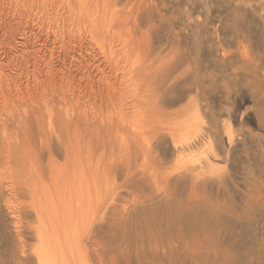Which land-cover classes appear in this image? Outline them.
Listing matches in <instances>:
<instances>
[{"label": "rangeland", "instance_id": "rangeland-1", "mask_svg": "<svg viewBox=\"0 0 264 264\" xmlns=\"http://www.w3.org/2000/svg\"><path fill=\"white\" fill-rule=\"evenodd\" d=\"M10 1L0 0V63L20 87L45 78L43 62L32 65L34 51L53 69L69 50L67 66L80 86L65 97L80 90L82 102L74 105L71 97L62 116L70 131L83 135L71 174L82 193L67 203L74 219L64 218L55 207L60 186L47 169L49 151L35 128V135L16 141L8 121L9 137L0 134V264H264V0H112L117 25L97 33H89L91 20L84 18L69 22V31L67 21L63 28L47 17L35 23L36 0L27 7ZM62 6L67 18L71 10ZM42 41L47 46L39 50ZM79 55L82 66L73 60ZM4 112L0 121L7 120ZM84 127L101 128L99 139L90 140ZM54 137L51 157L62 164ZM37 176L43 184L35 189Z\"/></svg>", "mask_w": 264, "mask_h": 264}, {"label": "bare ground", "instance_id": "bare-ground-1", "mask_svg": "<svg viewBox=\"0 0 264 264\" xmlns=\"http://www.w3.org/2000/svg\"><path fill=\"white\" fill-rule=\"evenodd\" d=\"M12 1V0H11ZM10 1V2H11ZM17 1V0H16ZM21 1H23L22 3L23 4H25V7H27V6H30V5H32V3H31V0H21ZM58 2V4H60V6L59 7H61V5H63L64 6V8L66 7V5H67V7H66V10L67 9H70V10H68V12H69V14H68V17L67 18H65V16H61V14L63 13V11H62V13L60 14L59 13V7H58V5L56 4V2ZM114 1V0H113ZM112 0H36L35 1V3H36V5L34 6V7H36V8H38V10L36 11V10H33V11H35V13H34V15H35V23H38V22H40L41 20H40V18H46V19H48V18H50V19H54V20H56V22H55V24L57 23V21L59 22L58 24H56V25H60L59 27H61V28H63L64 27V25H65V23H66V21H67V23H71L72 24V21L73 22H75L74 20H77L76 21V23L78 22V20H80L81 18H84L85 19V21L88 19H90L91 20V22H90V28H89V33H93L94 31L97 33V32H99V31H97L99 28L98 27H102L103 28V25L106 27V26H112L115 22H114V18L116 17H114L113 16V13L111 12V8L113 7H115L116 5H114V6H112L111 7V5H113V2ZM127 1V0H126ZM21 3V4H22ZM34 3V4H35ZM66 3V4H65ZM11 4H13V3H11ZM126 5V4H125ZM63 6H62V9H63ZM74 6V7H73ZM75 6L77 7V9L74 11L73 9L75 8ZM118 6V5H117ZM116 6V7H117ZM21 7V6H20ZM24 7V8H25ZM145 7V6H144ZM59 8V9H58ZM112 8V9H113ZM152 8V7H151ZM27 10H28V8H26ZM34 9V8H33ZM121 9V8H120ZM25 10V9H24ZM59 10V11H58ZM72 10L74 11L73 13H72ZM119 10V9H118ZM29 11H30V8H29ZM28 11V12H29ZM115 12V11H114ZM117 12V11H116ZM118 14V13H117ZM120 14V13H119ZM118 14V15H119ZM75 15V16H74ZM121 16H122V14H121ZM125 16V15H124ZM119 18V17H118ZM130 18V17H129ZM42 19V20H43ZM49 19V20H50ZM45 20V19H44ZM89 20V21H90ZM122 20H124L123 19V17H122ZM127 20V19H126ZM46 21V20H45ZM51 21V20H50ZM49 21V22H50ZM116 21V20H115ZM121 21V20H120ZM33 22V21H32ZM46 22H48V21H46ZM45 22V23H46ZM81 22V21H80ZM82 22H83V19H82ZM87 22V21H86ZM118 22V21H117ZM123 22H125V20L124 21H121L120 23H123ZM34 23V22H33ZM44 23V22H43ZM70 23L68 24V26H67V29H68V31L69 30H71L72 29V26H71V28H70ZM120 23H118V24H120ZM116 24V23H115ZM126 24V23H125ZM36 25V24H35ZM39 25V24H38ZM48 25H50V23L48 24ZM117 25V24H116ZM32 26H34V25H32ZM39 26H42V25H39ZM38 26V27H39ZM50 26H53V25H50ZM78 26V25H77ZM80 27H82L81 26V24L79 25ZM127 26V25H126ZM49 27V26H48ZM66 27V26H65ZM104 27V28H105ZM118 27V26H117ZM116 27V28H117ZM128 27V26H127ZM47 28V27H46ZM45 28V29H46ZM51 28V27H50ZM56 28H58V27H56ZM75 28L76 29H74V24H73V32L75 31V30H77L78 28L76 27V24H75ZM109 28H111V27H109ZM115 28V27H114ZM125 28V27H124ZM38 28H36V30H37ZM52 29V28H51ZM54 29V28H53ZM60 29V28H59ZM81 29V28H80ZM107 29V28H106ZM126 29V28H125ZM84 30V29H83ZM82 30V31H83ZM87 30V29H86ZM99 30H101V29H99ZM104 30V29H103ZM108 30V29H107ZM110 30V29H109ZM128 30V29H127ZM40 31V30H39ZM52 31V30H51ZM55 31V30H54ZM57 31V30H56ZM66 31V30H65ZM78 31H80V30H78ZM77 31V32H78ZM114 31V30H113ZM117 31V33L119 34V32H118V30H116ZM119 31H120V29H119ZM125 31V30H124ZM131 31V30H130ZM34 32V31H33ZM58 32V31H57ZM77 32H75V33H77ZM121 32V31H120ZM53 33V32H52ZM70 33H72V31L70 32ZM111 33H112V35L113 34H115L114 32H112V29H111ZM140 33V32H139ZM55 35H56V33H54ZM53 34V35H54ZM59 34V36H61V32L60 33H58ZM68 34V33H67ZM67 34H65V36L67 35ZM78 34H80V33H77V35ZM88 34V33H87ZM100 34V33H99ZM128 34V33H127ZM35 35V34H34ZM52 35V34H51ZM91 35V34H90ZM89 35V36H90ZM101 35H103V34H101ZM117 35V34H116ZM122 35V34H121ZM57 36V35H56ZM65 36H62L63 38L65 37ZM76 36V35H75ZM92 36V35H91ZM95 36V35H94ZM96 36H97V34H96ZM108 36V35H107ZM42 37V36H41ZM67 37V36H66ZM87 37V36H86ZM101 37V36H100ZM99 37V38H100ZM109 37V36H108ZM112 37V36H111ZM115 37V36H114ZM119 37V36H118ZM121 37V36H120ZM127 37V36H126ZM144 37V36H143ZM56 38V37H55ZM55 38H51V39H54V40H56ZM62 38V39H63ZM69 38V37H68ZM75 38V37H74ZM97 38V37H96ZM145 38V37H144ZM36 39V38H35ZM61 39V38H60ZM66 39V38H65ZM93 39V38H92ZM112 39V38H111ZM121 39V38H120ZM119 39V40H120ZM126 39V38H125ZM124 39V40H125ZM38 40V39H37ZM42 40V39H41ZM59 40V39H58ZM69 40V39H68ZM103 40V39H102ZM123 40V41H124ZM127 40H128V38H127ZM126 40V41H127ZM131 39H129V41H130ZM134 40V39H133ZM60 41V40H59ZM66 41V40H65ZM74 41L76 42L77 40H75L74 39ZM136 41V40H135ZM52 42V41H51ZM71 42V41H70ZM79 41H77V44H80V43H78ZM89 42V41H88ZM133 42V41H132ZM36 44H37V42H35ZM34 43V44H35ZM46 43H47V41H46ZM55 43H57L56 41H55ZM90 43V42H89ZM108 43H109V41H108ZM108 43H107V45H108ZM131 43V42H130ZM129 43V44H130ZM134 43V42H133ZM133 43H131L132 45H133ZM143 43V42H142ZM48 44V43H47ZM52 44H53V42H52ZM52 44H50V45H52ZM60 44V43H59ZM62 44L63 43H61L60 45L62 46ZM97 44V43H96ZM98 44H100V43H98ZM120 44H122V43H120ZM128 44V45H129ZM131 44H130V46H131ZM145 45H146V43H144ZM39 45V50L40 49H43V48H45V46H47L46 44H45V42H43L42 41V43H39L38 44ZM56 45V44H55ZM54 45V46H55ZM115 45V44H114ZM116 45H117V43H116ZM122 45H124V42H123V44ZM121 45V46H122ZM125 45H126V43H125ZM128 45H126V46H128ZM49 46V45H48ZM59 46V45H58ZM58 46H57V48H58ZM64 46V45H63ZM106 46V45H105ZM134 46V45H133ZM141 46H142V44H141ZM147 46V45H146ZM52 47V46H51ZM56 47V46H55ZM65 47H68V46H65ZM89 47V46H88ZM103 47V46H102ZM107 47V46H106ZM105 47V48H106ZM123 47V46H122ZM132 47V46H131ZM130 47V48H131ZM144 47V46H143ZM23 48H25V46H24V44L22 43V49H21V51H22V55L23 54H26V56L28 57L29 56V54L28 53H30L27 49H25V51H24V49ZM62 48V47H61ZM99 48V47H98ZM104 48V47H103ZM130 48H128V49H130ZM134 48V47H133ZM132 48V49H133ZM139 48H140V46H139ZM145 48V47H144ZM143 48V49H144ZM111 49H112V47H111ZM116 49V48H115ZM118 49V48H117ZM122 49V48H121ZM125 49V48H124ZM127 49V48H126ZM132 49H131V51H132ZM147 49V48H146ZM48 50V49H47ZM50 50V49H49ZM56 50V49H55ZM59 50V49H58ZM68 48H65V49H63V51L60 53V56H59V61H58V63L57 64H55L56 65V68H53L52 69V66H50V62L49 61H47V59H46V57L44 56V54L42 55V54H40V56L39 57H37V59L35 58V56H36V51H34L33 53L35 54V55H33V57L31 56V59H32V65L35 67V65L36 64H39V63H37V60H38V62L40 61V62H43V66H44V68H45V74H44V80L40 83V84H37V82L35 83V84H37V86H35L34 87V85L31 87V85H30V83H28V81L26 80V84L24 85V86H22V84H21V86L22 87H20L19 85H18V81L15 79V76H12V75H9V74H6V73H4V71H5V69H4V71L2 70V63H0V89H4V88H6V93H4L2 96L0 95V111H5L4 113H6L7 114V120L6 119H4V120H2V121H0V134H1V136H2V138L4 139V140H6L7 139V137H9V134H8V126H7V124H8V121L9 122H11V128L9 129L10 131H11V129H12V131L10 132L11 133V136H13L14 138H16V141H17V138L20 136V135H22L23 137L25 136H27L28 135V133L29 132H31L33 129L32 128H35V132L37 131V135H38V137H39V142L42 144V145H44V147L46 148V150H48L49 151V158L48 159H50V160H47L48 161V167L49 168H47V169H52V179H53V181L56 183V186H60L59 187V189H58V193H57V196H58V203H57V205L55 206L56 207V209H57V206H58V209H59V211H60V213H61V215L64 217V218H68V219H71V220H73L74 219V217H73V214H74V210H73V208L71 207V208H69V206H68V200L71 198V197H74V198H76L77 199V201H80L79 199H80V196H81V193H82V185H80V183L78 182V184H76V185H74V183L71 181V174L73 173V171H77V170H74V168H75V165H76V163H77V166L79 167V162H77V160H78V157H79V155L81 154V149H82V146H81V142H82V139H80V138H82V136L83 135H81L80 136V134H79V131L77 130V129H73V130H71L70 131V129H69V126H68V124H66L64 121H63V116H62V113L64 114V113H66V104L67 103H69L68 102V100L69 99H71V97L69 98V99H67L66 97H65V92L67 91V90H69V89H71V87H73V88H79V84L78 83H76L75 82V80H76V78H75V76L73 75V72H72V70H71V68L69 69V67L67 66V59H68V57L70 56L69 54H68ZM77 50V49H76ZM142 50V49H141ZM141 50H139V51H141ZM114 51V50H113ZM116 51V50H115ZM118 51V50H117ZM122 51V50H121ZM124 51H127V52H129L130 53V51H128V50H124ZM148 51V50H147ZM105 52V51H104ZM109 52V51H108ZM107 52V50H106V53H107V56H109L108 54L110 53H108ZM111 52H112V50H111ZM90 53V52H89ZM117 52H115L114 54H116ZM144 53H146V52H144ZM149 53V52H148ZM46 54V53H45ZM49 54V53H48ZM51 54H55L54 52H52V49H51ZM94 54V53H93ZM112 54V53H111ZM110 54V55H111ZM119 54H120V52H119ZM118 54V55H119ZM123 54V53H122ZM121 54V55H122ZM128 54V53H127ZM127 54L126 55H124L125 57L127 56ZM47 55V54H46ZM81 55V54H80ZM80 55H79V57H77V58H75L74 57V61L78 64V66H80L81 65V62H84L85 61V59L83 58V59H81V61H80ZM106 55V54H105ZM141 55V54H140ZM139 55V56H140ZM145 55V54H144ZM21 56V55H20ZM55 56V55H54ZM72 56V55H71ZM82 56V55H81ZM128 56H130L129 54H128ZM143 56V55H142ZM19 57V56H18ZM22 57V56H21ZM83 57V56H82ZM89 57V56H88ZM105 57V56H104ZM114 57V56H113ZM133 57V56H132ZM145 57V56H144ZM17 58V57H16ZM54 58V57H53ZM71 58V57H70ZM110 58V57H109ZM118 58V57H117ZM120 58H121V56H120ZM127 58V57H126ZM30 59V58H29ZM123 59V58H122ZM129 59V58H128ZM130 59L132 60V58H131V56H130ZM24 60H26V59H24ZM50 60H52V59H50ZM127 60V59H126ZM28 62H29V60H27ZM71 61V60H70ZM124 61V60H123ZM135 61V60H134ZM1 62V61H0ZM54 62V61H53ZM55 62H56V60H55ZM87 62V61H86ZM135 62H137V61H135ZM135 62H134V64H135ZM25 63V62H24ZM95 63V62H94ZM119 63V62H118ZM126 63V62H125ZM148 63V62H147ZM155 63V62H154ZM71 64V63H70ZM93 64V63H92ZM97 64V63H96ZM127 64H128V62H127ZM132 64V63H131ZM152 64V63H151ZM4 65V64H3ZM14 65V64H13ZM83 65V64H82ZM81 65V66H82ZM114 65V64H113ZM124 65V64H123ZM25 66V65H24ZM39 66H41V63H40V65ZM73 66H75V65H73ZM89 66V65H88ZM98 66V65H97ZM141 66V65H140ZM21 67V66H20ZM36 67H37V65H36ZM35 67V68H36ZM54 67V66H53ZM129 67V66H128ZM127 67V68H128ZM138 67V66H137ZM142 67V66H141ZM144 67V66H143ZM27 68V67H26ZM25 68V69H26ZM84 68V67H83ZM92 68V67H91ZM95 68H96V66H95ZM136 68V67H135ZM147 68V67H146ZM158 68V67H157ZM20 69H22V68H20ZM24 69V68H23ZM36 69H38V68H36ZM85 69V68H84ZM88 69V68H87ZM98 69V68H97ZM109 69V68H108ZM11 70V69H10ZM32 70V69H31ZM35 70V69H34ZM90 70V69H89ZM124 70V69H123ZM130 70V69H129ZM139 70V69H138ZM149 70V69H148ZM162 70V69H161ZM164 70V69H163ZM166 70V69H165ZM33 71V70H32ZM37 71V70H36ZM36 71H34V72H36ZM43 71V70H42ZM79 71V70H78ZM91 71V70H90ZM103 71V70H102ZM109 71H111V70H109ZM131 71V70H130ZM145 71V70H144ZM143 71V72H144ZM152 71V70H151ZM151 71H149V72H151ZM16 72V71H15ZM25 72V75H26V71H24ZM84 72V71H83ZM86 72V71H85ZM108 72V71H107ZM135 72V71H134ZM133 72V73H134ZM149 72H147L148 74H149ZM30 73V72H29ZM75 73V72H74ZM101 73V72H100ZM106 73V72H105ZM126 73V72H125ZM138 73V72H137ZM139 73H141V72H139ZM145 73V72H144ZM41 74V73H40ZM81 74H82V71H81ZM85 73H83V75H84ZM86 74H88L87 72H86ZM108 74V73H107ZM112 74V73H111ZM110 74V75H111ZM121 74H122V72H121ZM128 74V73H127ZM151 74V73H150ZM39 75V74H38ZM76 75H77V73H76ZM104 75V74H103ZM109 75V74H108ZM118 75V74H117ZM17 76H19L18 75V73H17ZM32 76V75H31ZM40 76V75H39ZM38 76V77H39ZM43 76V75H42ZM41 76V77H42ZM79 76H81V75H79ZM89 76V75H88ZM121 76V75H120ZM127 76V75H126ZM134 76V75H133ZM133 76H131V78L133 77ZM25 78H26V76H24ZM28 77V76H27ZM37 77V76H36ZM77 77V76H76ZM84 77V76H83ZM108 77V76H107ZM112 77V76H111ZM150 77V76H149ZM34 78V77H33ZM80 78H82V77H80ZM18 79V78H17ZM20 79V78H19ZM84 79V78H83ZM86 79V78H85ZM84 79V80H85ZM107 79V78H106ZM109 79V78H108ZM111 79H113V78H111ZM116 79V78H115ZM125 79V78H124ZM127 79V78H126ZM151 79V78H150ZM34 80L35 79H33V82H34ZM37 80V79H36ZM81 80V79H80ZM79 80V81H80ZM129 80V79H128ZM24 81H25V79H24ZM83 81V80H82ZM112 81V80H111ZM114 81V80H113ZM112 81V82H113ZM153 81V80H152ZM110 82V81H109ZM108 82V83H109ZM22 83V82H21ZM106 83V82H105ZM114 83V82H113ZM125 83V82H124ZM147 83V82H146ZM149 83V82H148ZM20 84V83H19ZM32 84V83H31ZM120 84V83H119ZM126 85H127V82L125 83ZM111 85V84H110ZM109 85V86H110ZM114 85V84H113ZM132 85V84H131ZM107 86V85H106ZM124 86V85H123ZM128 86V85H127ZM89 87V86H88ZM91 87V86H90ZM103 87H105V86H103ZM102 87V88H103ZM125 87V86H124ZM143 87V86H142ZM83 88V87H82ZM81 88V89H82ZM109 88V87H108ZM113 88V87H112ZM127 88V87H126ZM48 89V90H47ZM107 89V88H106ZM125 89V88H124ZM128 89V88H127ZM126 89V90H127ZM52 91L51 93L52 94H47L46 93V91ZM57 92H56V91ZM92 89H90V91H91ZM111 90V89H110ZM132 90V89H131ZM137 90V89H136ZM5 91V90H4ZM54 91L56 92L55 93V95L53 94L54 93ZM108 90H106V92H107ZM112 91V90H111ZM116 91H118L117 89H116ZM123 91V90H122ZM130 91V90H129ZM128 91V92H129ZM135 91V90H134ZM1 92V91H0ZM76 92V91H75ZM88 92H89V90H88ZM98 92V91H97ZM114 92V91H113ZM143 92V91H142ZM2 93V92H1ZM50 93V92H49ZM72 93V92H71ZM77 94H73V99L75 100V103H74V105H80V103L82 102V93H81V91L80 90H78L77 92H76ZM87 93V92H86ZM91 93V92H90ZM92 93H93V90H92ZM99 93V92H98ZM101 93V92H100ZM117 93V92H116ZM139 93V92H138ZM109 94V93H108ZM141 94V93H140ZM147 94V93H146ZM53 95H54V97H53ZM70 95H72V94H70ZM112 95H113V93H112ZM119 95V94H118ZM117 95V96H118ZM86 96H87V94H86ZM110 96V95H109ZM147 96H149V94L147 95ZM104 97V96H103ZM160 97V96H159ZM90 98H91V96H90ZM97 98V97H96ZM98 98H99V96H98ZM125 98V97H124ZM127 98V97H126ZM130 98V97H129ZM84 99V98H83ZM88 99H89V97H88ZM106 99V98H105ZM90 100V99H89ZM109 100H110V98H109ZM111 100H113V99H111ZM147 100V99H146ZM107 101V100H106ZM130 101V100H129ZM141 101V100H140ZM153 101V100H152ZM91 102V101H90ZM104 102V101H103ZM131 102V101H130ZM29 103L30 104H33V106L31 107L30 105H29ZM132 103H134V102H132ZM152 103V102H151ZM85 104V103H84ZM83 104V105H84ZM121 104H123V103H121ZM155 104V103H154ZM72 105V104H71ZM87 105V104H86ZM92 105V104H91ZM108 105V104H107ZM131 105V104H130ZM26 106H30L29 108H25ZM69 106H70V103H69ZM85 106V105H84ZM117 106V105H116ZM151 106V105H150ZM154 106V105H153ZM156 106V105H155ZM22 107H24V108H22ZM67 107H68V105H67ZM133 107V106H132ZM159 107V106H158ZM79 108V107H78ZM109 108V107H108ZM131 108V107H130ZM77 109V108H76ZM75 109V110H76ZM80 109V108H79ZM91 109V108H90ZM96 109V108H95ZM112 109V108H111ZM133 109V108H132ZM151 109V108H150ZM84 110H85V108H84ZM88 110V109H87ZM100 110V109H99ZM110 110V109H109ZM113 110V109H112ZM122 110V109H121ZM152 110V109H151ZM70 111V110H69ZM74 110H72V112H73ZM80 111V110H79ZM111 111V110H110ZM143 111V110H142ZM82 112V111H81ZM116 112H117V110H116ZM115 112V113H116ZM131 112V111H130ZM156 112V111H155ZM76 113L77 112H75L74 114L76 115ZM85 112H83V113H81V114H84ZM122 113V112H121ZM157 113V112H156ZM72 114V113H71ZM79 114V113H78ZM100 114V113H99ZM109 114H110V112H109ZM113 114H114V111H113ZM137 114H139V113H137ZM147 114H148V112H147ZM151 114V113H150ZM160 114V113H159ZM105 115V114H104ZM117 115H118V113H117ZM133 115V114H132ZM135 115V114H134ZM70 116V115H69ZM79 116H81V115H78V118H79ZM106 116V115H105ZM130 116V115H129ZM150 116V115H149ZM1 117V116H0ZM77 117V116H76ZM84 117V116H83ZM121 117V116H120ZM124 117V116H123ZM122 117V118H123ZM126 117V116H125ZM125 117H124V119H125ZM152 117H154V116H152ZM151 117V118H152ZM53 118L56 120L55 121V125H56V127H57V129H55V130H53L54 128H53ZM70 117H68V119H69ZM105 118V117H104ZM113 118V117H112ZM130 119H131V117H129ZM128 118V119H129ZM132 118H133V116H132ZM135 118V117H134ZM150 117H148V119H149ZM156 118V117H155ZM30 119H33L34 121H35V123H32V124H35V126L36 127H31V125L28 123V122H30L31 120ZM66 119H67V117H66ZM80 119V118H79ZM105 119H107V118H105ZM123 119V120H124ZM130 119H129V121H130ZM140 119V118H139ZM146 119V118H145ZM30 120V121H29ZM86 120V119H85ZM108 120V119H107ZM106 120V121H107ZM113 120V119H112ZM116 120H118V118L116 119ZM122 120V121H123ZM132 120V119H131ZM33 121V122H34ZM81 121V120H80ZM84 121V120H83ZM108 121H110V120H108ZM144 121V120H143ZM151 121V120H150ZM149 121V122H150ZM44 122H46L45 123V125L46 124H49V127H48V125H46V126H44ZM69 122V121H68ZM71 122V121H70ZM70 122H69V124H70ZM113 122V121H112ZM117 122H120V121H117ZM134 122H136V121H134ZM145 122V121H144ZM154 122V121H153ZM78 123H79V121H78ZM83 123V122H82ZM101 123V122H100ZM111 123V122H110ZM127 123V122H126ZM133 123V122H132ZM157 123V122H156ZM51 124H52V126H51ZM74 124V123H73ZM84 124V123H83ZM86 124V123H85ZM83 125V126H86V125ZM102 124V123H101ZM112 124V123H111ZM114 124H115V122H114ZM123 124V123H122ZM151 124V123H150ZM75 125V124H74ZM103 125V124H102ZM117 126H119L118 125V123L116 124ZM115 125V126H116ZM147 126V127H145L146 128V130H147V128L149 127V123H148V125H147V123L145 122V124L144 125H142V126ZM80 126H82V124H81V122H80ZM106 126V125H105ZM105 126L103 125V127H104V129H105ZM114 126V127H115ZM130 126V125H129ZM46 127V128H45ZM48 127V128H47ZM71 127H72V124H71ZM86 127H88V126H86ZM107 127V126H106ZM114 127H112L113 128V130H110V129H108V130H110V131H113V133L114 132H116L117 131V129H119L118 127H116L117 129H116V131H114ZM131 127V126H130ZM129 127V128H130ZM151 128H153L152 126H150ZM51 129V131H49L50 129ZM83 128V127H82ZM97 128V129H96ZM92 127L91 129L89 128L88 130H87V128H85L84 127V129H86L87 131H88V135L90 136L89 137V139L90 138H93V137H96V139H99L98 137V135H99V133H98V128L99 127ZM108 128V127H107ZM107 128L105 129V130H107ZM110 128V127H109ZM132 128V127H131ZM130 128V129H131ZM48 129V130H47ZM79 129V128H78ZM99 129H101V128H99ZM124 129V128H123ZM82 130V129H81ZM97 130V131H96ZM137 130V129H136ZM135 130V131H136ZM140 130V129H139ZM142 130H143V127H142ZM148 130H150V128L148 129ZM86 131V132H87ZM127 131V130H126ZM130 131V130H129ZM144 131V130H143ZM34 131H33V133L31 132V134H34L35 133ZM81 132V131H80ZM106 132V131H105ZM50 133H52V134H54L55 135V139H56V141H57V143H58V145L62 148V150H63V152H64V160H63V163L62 164H58L57 162H55L53 159H52V157H51V150H50V146H51V144H50V141H51V135L52 134H50ZM82 133H84V132H82ZM108 133V132H107ZM124 133V135L126 134L125 132H122V133H120V134H123ZM141 133V132H140ZM30 134V133H29ZM86 134V133H85ZM98 134V135H97ZM132 134H133V132H132ZM35 135V134H34ZM101 135V134H100ZM111 135V134H110ZM115 135V134H114ZM124 135H119V136H121V138L123 139V137L122 136H124ZM140 135V134H139ZM148 135V134H147ZM31 136V135H30ZM107 136H109V133L107 134ZM29 137V136H28ZM34 136L32 135V138H33ZM132 137H134V136H132ZM131 137V138H132ZM141 137H142V133H141ZM13 138V139H14ZM20 138V137H19ZM19 138H18V142H19ZM125 138V137H124ZM145 138V137H144ZM9 139V138H8ZM20 139H22V138H20ZM79 139H80V141H79ZM83 139H84V137H83ZM88 139V138H87ZM88 139V140H89ZM94 140H95V138H93ZM93 139H90V140H93ZM128 139H129V137H128ZM15 140V139H14ZM26 140V139H25ZM30 140V139H29ZM33 140V139H32ZM85 140V139H84ZM34 141V140H33ZM36 141V140H35ZM54 141V140H53ZM98 140H96V142H97ZM129 141V140H128ZM23 142H24V140H23ZM30 142V141H29ZM90 142V141H89ZM94 142V141H93ZM16 143V142H15ZM28 142H26V144H27ZM33 143V142H32ZM52 143V142H51ZM83 143V142H82ZM129 143V142H128ZM31 144V143H30ZM40 144V145H41ZM91 144H92V142H91ZM13 145H14V143H13ZM16 145V144H15ZM25 145V144H24ZM29 145V144H28ZM30 146V145H29ZM55 146V145H54ZM124 147L126 146V145H123ZM128 146V145H127ZM16 148H18L19 146H15ZM25 147V146H24ZM33 147V146H32ZM123 147V148H124ZM20 148V147H19ZM25 148H27V146L25 147ZM127 148V147H126ZM7 149V148H6ZM29 151H30V149L29 148H27ZM32 149V148H31ZM52 149V148H51ZM13 150H15V149H13ZM20 150V149H19ZM27 150V151H28ZM91 150V149H90ZM9 151V150H8ZM47 151V152H48ZM37 152V151H36ZM46 152V151H45ZM14 153H15V151H14ZM21 154V153H20ZM28 154H29V152H28ZM32 154V153H31ZM33 154H35V153H33ZM17 155L18 154H16V158L17 159H19L18 157H17ZM36 155H38L37 153H36ZM34 156V155H33ZM23 157V156H22ZM25 157H27L26 155H25ZM25 157H23V159H26ZM29 158V157H28ZM126 158V157H125ZM12 159V158H11ZM16 159V160H17ZM34 159H39V158H34ZM129 159V158H128ZM15 160V159H14ZM13 160V161H14ZM16 160L14 161L15 162V164H16ZM27 160V159H26ZM55 160H56V158H55ZM24 162H25V160H23ZM35 161H37V160H35ZM34 161V162H35ZM22 162V161H21ZM28 163H31V161L30 160H28ZM33 163V162H32ZM18 164V163H17ZM22 164V163H21ZM24 164H27V162L26 163H24ZM23 164V165H24ZM34 164V163H33ZM40 164V163H39ZM46 164V163H45ZM44 165V164H43ZM129 165V164H128ZM127 165V166H128ZM22 166V165H21ZM26 166V165H25ZM31 167H32V165H30ZM37 166V165H36ZM46 166V167H47ZM18 167V166H17ZM40 167H41V164H40ZM45 167V166H44ZM22 168V167H21ZM41 169H42V167H41ZM46 169V168H45ZM18 170V169H17ZM43 170V169H42ZM44 171V170H43ZM18 173V172H17ZM44 173V172H43ZM43 173H41V174H43ZM51 173V172H50ZM80 173H81V171H80ZM82 173H83V170H82ZM31 174V173H30ZM54 174H56L55 175V177H54ZM22 175V174H21ZM39 176H40V174H38ZM45 175V174H44ZM80 176V175H79ZM21 177V176H20ZM36 177V176H35ZM81 177H82V175H81ZM22 178V177H21ZM23 179V178H22ZM59 179H63V181H61L62 183L61 184H59L58 183V181H60ZM78 179H79V177H78ZM31 181L33 182V180L31 179ZM80 181V180H79ZM93 181V180H92ZM36 182H38L37 183V185H42L43 183V181L40 179V177H38L37 176V178H36V180H34V185L36 184ZM77 183V182H76ZM81 183H82V181H81ZM88 184V183H87ZM29 185H32L31 183L29 184ZM33 185V187H35V189H37V185H35L34 186ZM22 186V185H21ZM25 186V185H24ZM86 187V186H85ZM89 187V186H88ZM23 188V187H22ZM31 188H32V186H31ZM26 189V188H25ZM86 190V189H85ZM47 202V201H46ZM81 203V202H80ZM78 210V209H77Z\"/></svg>", "mask_w": 264, "mask_h": 264}]
</instances>
